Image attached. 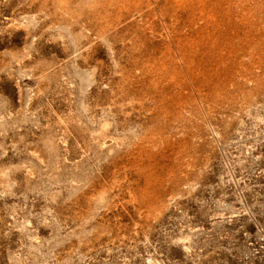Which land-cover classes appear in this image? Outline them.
Listing matches in <instances>:
<instances>
[{
    "label": "rangeland",
    "instance_id": "374dc122",
    "mask_svg": "<svg viewBox=\"0 0 264 264\" xmlns=\"http://www.w3.org/2000/svg\"><path fill=\"white\" fill-rule=\"evenodd\" d=\"M0 264H264V0H0Z\"/></svg>",
    "mask_w": 264,
    "mask_h": 264
}]
</instances>
